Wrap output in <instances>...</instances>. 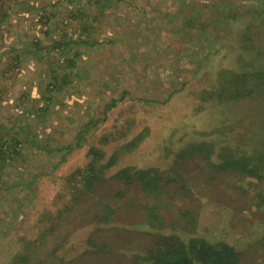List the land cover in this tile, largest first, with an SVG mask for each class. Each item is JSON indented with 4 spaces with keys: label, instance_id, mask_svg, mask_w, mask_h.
<instances>
[{
    "label": "rangeland",
    "instance_id": "374dc122",
    "mask_svg": "<svg viewBox=\"0 0 264 264\" xmlns=\"http://www.w3.org/2000/svg\"><path fill=\"white\" fill-rule=\"evenodd\" d=\"M0 124L9 128L1 138L24 142L12 161L0 163V262L32 238H53L28 255L30 263L141 264L158 235L173 232L227 242L242 264H264V0H0ZM187 142L193 149L204 142L215 162L218 154L245 157L251 169H219L206 159L212 177L181 189L186 151L178 148ZM113 155L88 202L62 218L77 210L85 227L93 212L82 206L115 203L116 190L126 191L127 206L139 205L147 190L115 176L133 167L172 174L162 190L169 203L158 209L164 229L141 224L143 210L120 207L118 228L100 221L86 227L106 250L85 239L80 253L77 229L73 244L48 255L65 235L58 225L50 238L39 233L66 206L67 178L75 182L77 168ZM41 171L51 177L37 182L36 200L28 186ZM180 209L193 212V226Z\"/></svg>",
    "mask_w": 264,
    "mask_h": 264
},
{
    "label": "trees",
    "instance_id": "16d2710c",
    "mask_svg": "<svg viewBox=\"0 0 264 264\" xmlns=\"http://www.w3.org/2000/svg\"><path fill=\"white\" fill-rule=\"evenodd\" d=\"M90 44L91 43H87V45ZM226 71L228 72V70ZM114 100L115 99H112L110 101L111 104H108V106L115 105ZM37 109L40 111L43 109V107L39 106ZM44 110L47 109L44 108ZM11 128L13 127L11 126ZM6 129L9 128H6L4 125L0 124V132ZM13 139L14 142L9 143L8 141L0 137V163L4 161L8 162L10 159L12 161V159L14 158L12 157L13 154H17L19 148H22V144L24 142L22 143V141L17 136H15ZM26 141L29 142V140ZM192 143L187 142L184 147L185 150L181 149L180 146L178 148L179 151H186L188 153L187 154L185 152L181 155V162L184 161V164L186 165L184 168L187 172L185 183L182 185L181 189H185L187 187V182L198 181L201 177L207 175V170L205 171L207 166H204L202 163L206 159L207 162H205L208 166L210 165L211 167L213 166L219 169H224L226 165L227 168L233 167L242 171H250L251 169L249 167L251 161L247 160L245 157L235 158L231 156L229 159H227L224 154H218L217 157L219 158V160L218 162H215L211 159L209 151H204L202 149L204 147V142H201L200 146H196L195 144V149H193L194 144ZM191 144L192 149H188ZM89 151L92 152L93 150L90 149ZM93 153L97 157L100 156L97 151H93ZM259 156L260 158L258 159V162L260 167L263 168L262 173H264V152H261ZM113 158L114 155L104 163L90 160L91 162H89L85 167L77 168L73 172L72 175L74 176L79 174L75 182L73 180H70V178H67L68 182L70 183L69 187L67 186V189L65 186L63 187L64 192L67 193L68 190L69 194V199L64 202L66 206L56 207L57 211L55 214H53V216L56 215L57 219L50 225L45 224V229H43L42 231L40 230L39 233L41 235L46 234L50 238L51 232L55 228V225H58L61 233L65 235L64 239L59 240V242H55L48 255H51L53 253L56 254L58 247L64 246L68 243L73 244L72 238L74 237L71 233L75 232L77 229H79L84 234L81 236V238L79 237V239L76 240L75 246L81 247L80 253H82L83 251L82 249L84 247L85 239L89 240L86 244L88 246L90 245L94 250H106L108 247L107 243L104 242L102 245H100L97 243V240L91 239L93 236L86 235L88 233V229L86 227L90 225L89 223H93L94 225V223L100 221L106 227L111 226V229L118 228V226H120V223L117 222L116 224H114V215L120 207L122 210H125L127 212H130L131 209H137L141 211L143 210L144 221L141 222V224H146L152 230H154L156 227H159L160 230L161 228L164 229V216L163 214L159 213L158 209L164 204V202L162 201V190H166L168 181L170 180L172 174L168 173L167 177L165 178L155 170L151 172L150 169L133 167L121 168L116 172L117 174H115V176L117 175L119 179H123V181L127 185H130V183L137 181L142 185L143 188H145V190H147V193L142 197L143 201L139 205L127 206L124 201L121 200L126 195V191L116 190L114 195H116L119 200L115 203H108L104 198H102L101 201L96 205L86 204L87 206H82V209H86L83 212L84 214L93 212V214L90 216L92 218L87 221L85 227L83 225L82 213H79V211L77 210L74 215L72 214L70 215V217H66L64 219L62 218L61 214L69 208L75 209L74 205L78 201L81 200V202H88V200L91 198L90 196L93 190V185L97 182H101V180L104 178V168L112 165V163L115 161ZM1 167L2 165H0V172L2 170ZM43 176L51 177L50 171H41L34 173L33 179L31 180L34 182V185L32 186V188L28 186V188L30 189L29 191L31 193V198L33 195L36 200L39 199L40 193L38 190L39 188L36 186V184ZM208 177L212 176L207 175L206 178L208 179ZM179 182H181V180L178 177L175 181V185H177ZM175 190L177 189L172 188L169 193H167V197L170 198ZM98 196H101L100 193H98ZM186 197L187 196L183 195V199L181 201H184ZM169 200L170 199L164 200V205L168 204ZM90 208H92V210ZM134 212L135 210L133 211V213ZM179 215L182 218L186 219L187 222H190L192 226L194 225L195 215L191 210L180 209ZM133 223L137 224L139 222ZM69 224H71L70 228L68 226ZM42 228V224H39L38 230ZM96 229H100V226H97ZM65 231H67V233H65ZM183 231L189 232L186 229H184ZM48 243L49 245H51L53 243V238H51V240L45 238H42L40 240L37 238H32L27 241L25 246L23 245V249L14 252L7 261H1L0 264H32L29 262V259H31V257L28 255L31 254L35 250V248H37V250L39 248H47L46 246H48ZM154 248L155 249L153 251L147 252L144 255V257L140 260L141 264H242L241 252L234 245H231L224 241L211 242L197 235L183 238L173 232L160 233L156 239ZM87 251L92 250L87 249Z\"/></svg>",
    "mask_w": 264,
    "mask_h": 264
}]
</instances>
